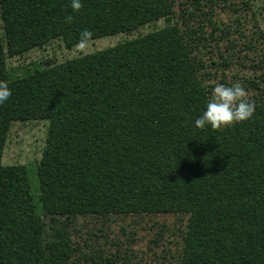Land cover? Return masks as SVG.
Returning a JSON list of instances; mask_svg holds the SVG:
<instances>
[{"label":"trees","instance_id":"trees-1","mask_svg":"<svg viewBox=\"0 0 264 264\" xmlns=\"http://www.w3.org/2000/svg\"><path fill=\"white\" fill-rule=\"evenodd\" d=\"M69 5L0 0V81L11 89L0 104V264H13L38 209L28 167L2 162L12 123L24 120L49 122L36 169L44 212L181 213L188 221L179 264H264V93L254 95L250 119L196 129L210 89L195 30L171 22L170 0H81L78 12ZM159 17L170 22L10 77L6 53Z\"/></svg>","mask_w":264,"mask_h":264},{"label":"rangeland","instance_id":"rangeland-1","mask_svg":"<svg viewBox=\"0 0 264 264\" xmlns=\"http://www.w3.org/2000/svg\"><path fill=\"white\" fill-rule=\"evenodd\" d=\"M171 22L191 29L199 74L209 86L239 83L253 104L264 93V0H170ZM159 17L132 30L106 32L66 44L54 37L16 54L6 53L11 78L114 46L165 26ZM219 24L223 28L213 30ZM197 36L199 38H197ZM195 38L197 40H195ZM211 98V97H210ZM47 120L14 121L3 164L29 169L38 209L21 233L13 264H179L188 217L181 213L72 214L44 212L36 174Z\"/></svg>","mask_w":264,"mask_h":264},{"label":"clouds","instance_id":"clouds-1","mask_svg":"<svg viewBox=\"0 0 264 264\" xmlns=\"http://www.w3.org/2000/svg\"><path fill=\"white\" fill-rule=\"evenodd\" d=\"M72 12H78L81 8V0H70ZM66 21L72 17L66 16ZM90 32L82 30L79 34L81 42L86 41ZM11 96V89L7 82L0 81V104H3ZM254 106L246 98V93L240 84L231 86L217 85L212 89L211 98L204 105L199 116L193 121L196 129L209 127L218 130L234 123L246 121L251 118Z\"/></svg>","mask_w":264,"mask_h":264}]
</instances>
